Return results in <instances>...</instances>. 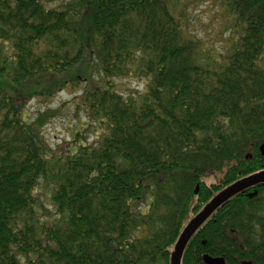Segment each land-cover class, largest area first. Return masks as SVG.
I'll return each instance as SVG.
<instances>
[{"label":"trees","instance_id":"trees-1","mask_svg":"<svg viewBox=\"0 0 264 264\" xmlns=\"http://www.w3.org/2000/svg\"><path fill=\"white\" fill-rule=\"evenodd\" d=\"M215 1L220 60L190 0H0V264H171L190 221L264 170V0ZM70 106L72 141L52 144ZM204 255L264 264V185L221 206L182 264Z\"/></svg>","mask_w":264,"mask_h":264},{"label":"rangeland","instance_id":"rangeland-1","mask_svg":"<svg viewBox=\"0 0 264 264\" xmlns=\"http://www.w3.org/2000/svg\"><path fill=\"white\" fill-rule=\"evenodd\" d=\"M58 5L59 3H56L53 6ZM187 11L190 20L189 28L192 33L197 35L210 51L218 55V60H220L224 56L227 40L230 36V33L226 30L227 22L223 19V11L220 5L215 0H190ZM114 82L117 88L125 94H129V92L134 90H144V84L130 79L116 80ZM80 92H82L81 88L78 91H63L47 107L44 104H40V101H36V103L29 106V113L33 115L39 109L41 111L48 108L58 109L63 103L64 105L69 104ZM74 115L73 106H70L62 114H58V116L49 121L45 128V133L52 144L66 146L71 143L73 131L77 128V121ZM81 119L85 121V116L82 115ZM217 178H221V175H218ZM206 180L209 181V178Z\"/></svg>","mask_w":264,"mask_h":264},{"label":"water","instance_id":"water-1","mask_svg":"<svg viewBox=\"0 0 264 264\" xmlns=\"http://www.w3.org/2000/svg\"><path fill=\"white\" fill-rule=\"evenodd\" d=\"M260 151L264 156V144L260 147ZM259 185H264V170L244 177L219 192L186 226L175 245V249L171 257V264H182L184 252L192 237L221 206L227 203L231 198ZM198 191L199 187L196 190V194ZM256 194L257 192L251 194L250 196H254ZM203 260L205 264H227L225 258L223 257L204 255Z\"/></svg>","mask_w":264,"mask_h":264}]
</instances>
